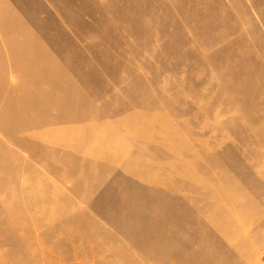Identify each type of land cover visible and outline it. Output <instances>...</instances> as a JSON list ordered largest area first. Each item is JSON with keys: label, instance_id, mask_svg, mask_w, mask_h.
I'll return each instance as SVG.
<instances>
[{"label": "rangeland", "instance_id": "obj_1", "mask_svg": "<svg viewBox=\"0 0 264 264\" xmlns=\"http://www.w3.org/2000/svg\"><path fill=\"white\" fill-rule=\"evenodd\" d=\"M0 264H264V0H0Z\"/></svg>", "mask_w": 264, "mask_h": 264}]
</instances>
